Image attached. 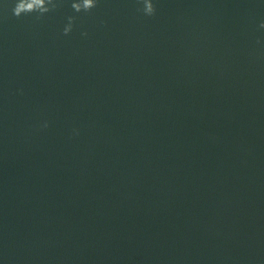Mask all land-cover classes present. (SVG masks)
Here are the masks:
<instances>
[{
	"label": "water",
	"instance_id": "95a60500",
	"mask_svg": "<svg viewBox=\"0 0 264 264\" xmlns=\"http://www.w3.org/2000/svg\"><path fill=\"white\" fill-rule=\"evenodd\" d=\"M15 2L0 264H264V0Z\"/></svg>",
	"mask_w": 264,
	"mask_h": 264
},
{
	"label": "clouds",
	"instance_id": "9594fccd",
	"mask_svg": "<svg viewBox=\"0 0 264 264\" xmlns=\"http://www.w3.org/2000/svg\"><path fill=\"white\" fill-rule=\"evenodd\" d=\"M143 4V13L146 16H152L155 14V7L152 0H138ZM98 0H73L71 7L75 13H90L92 9L97 7ZM59 7V0H16L14 7L12 8L13 15L19 19L25 15L35 14L37 19H42L49 13L56 11ZM75 18L68 17V23L63 29L65 36L69 35L74 26ZM264 27V25H261ZM87 35V33H84ZM44 127H48L47 123Z\"/></svg>",
	"mask_w": 264,
	"mask_h": 264
}]
</instances>
